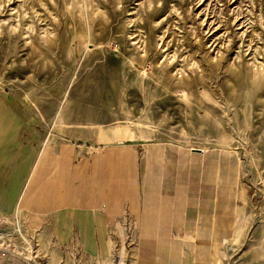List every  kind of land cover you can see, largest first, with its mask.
I'll list each match as a JSON object with an SVG mask.
<instances>
[{"label": "rangeland", "instance_id": "obj_1", "mask_svg": "<svg viewBox=\"0 0 264 264\" xmlns=\"http://www.w3.org/2000/svg\"><path fill=\"white\" fill-rule=\"evenodd\" d=\"M0 91H78L141 138L227 150L248 212L213 264H264V0H0Z\"/></svg>", "mask_w": 264, "mask_h": 264}, {"label": "crops", "instance_id": "obj_2", "mask_svg": "<svg viewBox=\"0 0 264 264\" xmlns=\"http://www.w3.org/2000/svg\"><path fill=\"white\" fill-rule=\"evenodd\" d=\"M114 117L78 91L29 106L0 91V217L36 231L40 264H213L248 212L237 159Z\"/></svg>", "mask_w": 264, "mask_h": 264}, {"label": "built area", "instance_id": "obj_3", "mask_svg": "<svg viewBox=\"0 0 264 264\" xmlns=\"http://www.w3.org/2000/svg\"><path fill=\"white\" fill-rule=\"evenodd\" d=\"M37 248L36 231L28 229L17 212L11 217H0V264H6L8 259L40 264Z\"/></svg>", "mask_w": 264, "mask_h": 264}]
</instances>
